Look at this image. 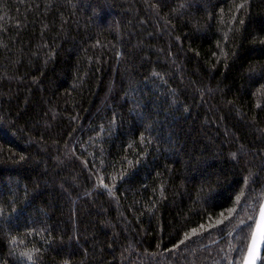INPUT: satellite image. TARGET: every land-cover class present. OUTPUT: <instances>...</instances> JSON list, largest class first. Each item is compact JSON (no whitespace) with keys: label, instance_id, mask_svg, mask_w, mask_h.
<instances>
[{"label":"trees","instance_id":"16d2710c","mask_svg":"<svg viewBox=\"0 0 264 264\" xmlns=\"http://www.w3.org/2000/svg\"><path fill=\"white\" fill-rule=\"evenodd\" d=\"M263 195L264 0H0V264H241Z\"/></svg>","mask_w":264,"mask_h":264},{"label":"snow or ice","instance_id":"6c2138e0","mask_svg":"<svg viewBox=\"0 0 264 264\" xmlns=\"http://www.w3.org/2000/svg\"><path fill=\"white\" fill-rule=\"evenodd\" d=\"M262 249H264V208L261 209L259 218L255 220V228L251 234L244 264H257L261 259Z\"/></svg>","mask_w":264,"mask_h":264},{"label":"water","instance_id":"95a60500","mask_svg":"<svg viewBox=\"0 0 264 264\" xmlns=\"http://www.w3.org/2000/svg\"><path fill=\"white\" fill-rule=\"evenodd\" d=\"M262 208H264V195H263V198H262L261 204H260V206H259V210H258V213H257L256 219L259 218L260 211H261ZM256 219H255V220H256ZM254 228H255V222H254L253 228H252V230H251V233H250V236H249V239H248V242H247V245H246V248H245V251H244L243 257H242L241 264H244V261H245V259H246V256H247V248H248V245H249V243H250V240H251V234H252ZM260 255H261V257H262V255H263V249L261 250V254H260ZM260 260H261V259H260ZM260 260L257 261V264L260 263Z\"/></svg>","mask_w":264,"mask_h":264}]
</instances>
